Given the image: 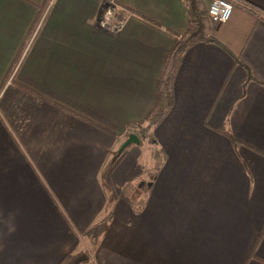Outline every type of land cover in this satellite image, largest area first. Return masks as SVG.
<instances>
[{"label":"crops","instance_id":"obj_1","mask_svg":"<svg viewBox=\"0 0 264 264\" xmlns=\"http://www.w3.org/2000/svg\"><path fill=\"white\" fill-rule=\"evenodd\" d=\"M109 1L0 0V264H264V0L183 54L146 181L114 161L187 8Z\"/></svg>","mask_w":264,"mask_h":264},{"label":"trees","instance_id":"obj_2","mask_svg":"<svg viewBox=\"0 0 264 264\" xmlns=\"http://www.w3.org/2000/svg\"><path fill=\"white\" fill-rule=\"evenodd\" d=\"M184 4L188 13V28L183 35L176 38L175 45L165 61L153 106L142 124H131L125 128V135H135L139 143L152 140V130L170 111L174 100L175 77L183 54L198 43L215 41L210 33L211 22L207 14L205 0H184ZM233 142L235 141L233 140ZM249 257L259 259L254 251ZM89 260V255L85 251H71L65 254L57 264H87Z\"/></svg>","mask_w":264,"mask_h":264},{"label":"built area","instance_id":"obj_3","mask_svg":"<svg viewBox=\"0 0 264 264\" xmlns=\"http://www.w3.org/2000/svg\"><path fill=\"white\" fill-rule=\"evenodd\" d=\"M233 5L228 0H209L207 14L211 22V35L217 34L229 19ZM127 14L110 0L99 20L101 29L111 34L119 33L125 26Z\"/></svg>","mask_w":264,"mask_h":264},{"label":"rangeland","instance_id":"obj_4","mask_svg":"<svg viewBox=\"0 0 264 264\" xmlns=\"http://www.w3.org/2000/svg\"><path fill=\"white\" fill-rule=\"evenodd\" d=\"M150 142L151 141H145L140 147L133 146V144L127 146V148L124 149V151L121 153L120 156L118 155L115 157L114 162H116L119 158H121L120 166H122V169L126 170V172L128 173L129 176H131V178L137 175L138 172H140L142 176L141 170H143L144 168L145 170V172L143 171L144 180L145 179L147 180V176H150L151 174L150 171L151 166L149 164L150 162L148 157V153L152 148ZM131 147H135V148H133L132 150ZM135 167H136V171H135Z\"/></svg>","mask_w":264,"mask_h":264},{"label":"water","instance_id":"obj_5","mask_svg":"<svg viewBox=\"0 0 264 264\" xmlns=\"http://www.w3.org/2000/svg\"><path fill=\"white\" fill-rule=\"evenodd\" d=\"M131 143H139V140L135 135H130L127 137L125 142L122 144L120 151L123 150L126 146H128Z\"/></svg>","mask_w":264,"mask_h":264}]
</instances>
